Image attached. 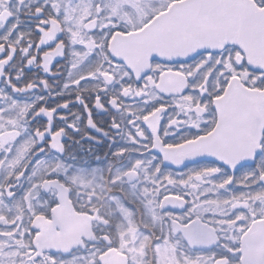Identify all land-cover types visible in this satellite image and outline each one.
I'll return each mask as SVG.
<instances>
[{
    "label": "snow or ice",
    "instance_id": "snow-or-ice-1",
    "mask_svg": "<svg viewBox=\"0 0 264 264\" xmlns=\"http://www.w3.org/2000/svg\"><path fill=\"white\" fill-rule=\"evenodd\" d=\"M0 264H264V0H0Z\"/></svg>",
    "mask_w": 264,
    "mask_h": 264
},
{
    "label": "flooded vegetation",
    "instance_id": "flooded-vegetation-1",
    "mask_svg": "<svg viewBox=\"0 0 264 264\" xmlns=\"http://www.w3.org/2000/svg\"><path fill=\"white\" fill-rule=\"evenodd\" d=\"M73 111H77V109L74 108ZM94 119H99L101 121V123H105L107 121V117H103V116H101V117L94 116ZM93 134H95V133H93ZM78 138L79 137H77V139ZM85 147H87V145H85Z\"/></svg>",
    "mask_w": 264,
    "mask_h": 264
}]
</instances>
